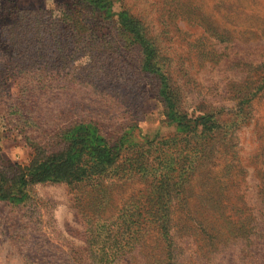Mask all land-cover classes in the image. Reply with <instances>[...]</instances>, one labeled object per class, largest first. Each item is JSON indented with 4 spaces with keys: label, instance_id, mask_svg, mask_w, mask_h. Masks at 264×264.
Masks as SVG:
<instances>
[{
    "label": "rangeland",
    "instance_id": "rangeland-1",
    "mask_svg": "<svg viewBox=\"0 0 264 264\" xmlns=\"http://www.w3.org/2000/svg\"><path fill=\"white\" fill-rule=\"evenodd\" d=\"M0 7L7 10L0 68L12 72L18 63L22 83L34 80L29 98L56 105L46 116L73 101L82 119L108 117L105 127L125 136L103 178L46 180L27 185L20 200L0 199V264H264V0H0ZM122 11L156 48L153 69L176 93V112L210 114L215 131L186 141L168 121L156 94L165 80L141 72L140 48L117 22L110 30ZM55 27L63 28V46L41 51ZM91 71L103 79L91 82ZM107 80L112 93L99 89ZM17 92L15 83L0 86L1 171L29 158L8 121L19 115L3 107ZM46 112L42 105L34 113Z\"/></svg>",
    "mask_w": 264,
    "mask_h": 264
},
{
    "label": "trees",
    "instance_id": "trees-1",
    "mask_svg": "<svg viewBox=\"0 0 264 264\" xmlns=\"http://www.w3.org/2000/svg\"><path fill=\"white\" fill-rule=\"evenodd\" d=\"M0 11L4 15L7 13V10L2 7H0ZM21 13L22 11L16 12L17 16ZM116 22L122 27V32L130 45L140 48L139 51L143 57L141 72L151 74L156 80L162 79V82L163 79L165 80L156 91L157 98L164 106L168 121L174 122L177 131L184 134V140L188 141L196 133L215 131L218 124L210 114L192 117L176 112V93L167 87L166 78L161 70L153 69L158 64V54L156 48L148 42L140 21L122 11L119 13L117 21L116 19L112 21L110 30H116ZM64 27L66 28V26ZM70 28L72 29L70 34H73L74 30L71 26ZM62 29L55 27L52 32H49V36L54 41H50V38L44 39L41 51L49 52L52 48L59 49L63 46ZM67 29L69 30V28ZM90 42H92L89 44L90 48L98 44L95 39ZM14 63L12 72L7 71L5 67L0 68L1 88L15 83L18 89L14 99L6 100L4 98V102L10 103V105L5 107V103L3 107L13 109L19 115L16 120L9 118L8 121L18 128L30 151L28 161L24 165L12 164L2 171L0 170V199L20 200L24 196L23 190L27 185L46 180L77 183L103 178L107 169L116 163L121 148H124L125 136L122 135L116 139L115 130H108L105 127L110 120L108 117L90 116L88 119H82V116L77 114L72 104L73 101L64 107V112L55 116H46L53 109H57L56 105L53 101L30 99L26 91L33 86L30 84L34 80H30V83L25 81L23 84L21 76L23 70H20L16 61ZM91 72L92 74L88 76L91 82L95 83L103 79V77H98L97 81H94L95 73ZM34 74L41 82H45L47 77L45 78L43 74L40 72ZM104 78L106 79V76ZM37 82L40 83L38 80ZM106 85L99 89L109 90L112 93V90L115 89L111 86L112 82L107 80ZM66 86L62 87L66 89ZM47 88L49 89L48 93L53 92L50 86ZM72 88L69 86L67 90ZM57 94L59 91L55 96ZM42 105L47 108L45 116L42 114L40 117L35 116L34 112ZM71 109L73 110L69 112ZM6 111L3 110L5 114ZM5 183H8L7 187H5ZM158 249H162V246H159ZM105 263L99 262L98 264Z\"/></svg>",
    "mask_w": 264,
    "mask_h": 264
}]
</instances>
